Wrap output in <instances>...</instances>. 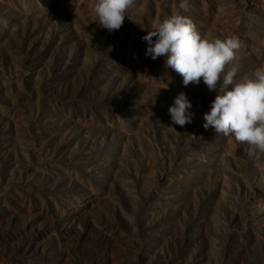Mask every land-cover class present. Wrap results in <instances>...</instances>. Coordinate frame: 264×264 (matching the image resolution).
<instances>
[{"label":"rangeland","instance_id":"374dc122","mask_svg":"<svg viewBox=\"0 0 264 264\" xmlns=\"http://www.w3.org/2000/svg\"><path fill=\"white\" fill-rule=\"evenodd\" d=\"M180 2L136 0L109 32L96 0H0V264H264V153L206 130L217 93L145 54ZM189 5L264 66V0Z\"/></svg>","mask_w":264,"mask_h":264},{"label":"clouds","instance_id":"9594fccd","mask_svg":"<svg viewBox=\"0 0 264 264\" xmlns=\"http://www.w3.org/2000/svg\"><path fill=\"white\" fill-rule=\"evenodd\" d=\"M136 0H96L95 23L109 32L119 30ZM189 0H181L178 10L148 31L142 39L146 56L164 57V67L182 77L183 85H198L201 80L216 92L210 110L203 116V127L216 135L232 136L246 145L248 155L264 153V66L242 72L238 55L243 44L238 36L224 39L202 35L191 17ZM156 38L153 40V38ZM192 107L186 93L180 92L168 108L171 122L181 127L192 122Z\"/></svg>","mask_w":264,"mask_h":264}]
</instances>
